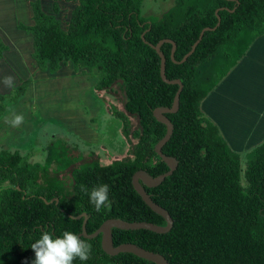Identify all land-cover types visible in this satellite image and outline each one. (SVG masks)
Returning <instances> with one entry per match:
<instances>
[{
	"label": "trees",
	"instance_id": "1",
	"mask_svg": "<svg viewBox=\"0 0 264 264\" xmlns=\"http://www.w3.org/2000/svg\"><path fill=\"white\" fill-rule=\"evenodd\" d=\"M143 2L80 0L65 31L36 0L34 23L19 25L33 36L32 57L41 71L57 73L71 62L76 70L100 77V93L118 90L123 108H113L112 115L121 122L130 150L110 164L93 159L71 170L66 168L68 158L53 145L45 165L27 161L18 151L1 150L0 185L8 187L0 189V264H33L31 246L44 232L53 238L65 232L80 238L84 218L76 217L83 213L88 216V234L109 219L166 225L135 191L132 180L141 170L153 177L169 171L155 151L167 127L154 117V110L171 108L179 86L162 80L161 58L151 47L167 39L177 49L173 62L172 44L161 47L166 75L170 81L181 80L183 91L179 111L167 115L174 132L163 153L179 165L161 185L145 189L169 212L174 225L166 234L114 229V245H137L161 254L169 264H264V142L252 152L244 186L240 155L202 109L205 99L264 36V0H177L161 18L144 17ZM218 18L217 30L206 32L181 64L201 32L216 27ZM8 49L0 36V62ZM27 88L24 82L13 95H0V114ZM62 151L68 156L66 146ZM52 167L55 175H63L61 183L42 185L47 177L41 172ZM105 184L111 204L97 212L82 186L90 192ZM80 239L91 245V253L88 260L76 258L72 264H155L130 253L107 255L101 236Z\"/></svg>",
	"mask_w": 264,
	"mask_h": 264
},
{
	"label": "rangeland",
	"instance_id": "2",
	"mask_svg": "<svg viewBox=\"0 0 264 264\" xmlns=\"http://www.w3.org/2000/svg\"><path fill=\"white\" fill-rule=\"evenodd\" d=\"M32 1L0 0V35L9 48L0 62V95H13L16 87L24 82L28 84L25 95L17 102L9 103L7 109L0 114V151H18L27 161L45 165L48 148L53 145L60 148L61 156L70 161L66 167L69 170L93 159H99L101 164L106 165L125 158L129 154L130 144L123 135L121 122L112 115L113 108H123L122 96L117 89L114 90L115 93H100L97 90L100 77L86 69L76 70L71 62L63 64L57 73L39 69L32 57V34L18 28V24L34 23ZM176 1L144 0L142 15L161 18L175 6ZM79 2L80 0H43L41 5L43 11L55 16L67 31L72 12ZM262 54L264 53L259 55ZM249 66L253 71L250 78L255 81V89L236 83V90L232 92V99H229L222 115L226 117L223 121L228 126L223 127V137L229 138L225 131H236L233 127L242 129L244 126H253L257 119L249 122L248 109L255 107L261 110L264 106V103H260L264 102V69L254 67L251 63ZM239 75L245 77L243 72ZM9 76L13 79L12 87L3 83L4 78ZM221 91L220 98L225 94V85L221 87ZM15 115L24 117L23 123L16 127L10 123ZM261 125L258 130L260 132L254 135L253 145L247 150L236 149L225 138L233 151L240 155L244 186L247 185L245 171L252 159V152L264 142V126ZM237 133V136L244 134ZM62 145L68 149L69 157L62 151ZM55 171L56 168L52 167L41 172L43 177H47L41 181L42 185L61 183L63 175L58 177ZM6 187L8 183L0 185V189Z\"/></svg>",
	"mask_w": 264,
	"mask_h": 264
},
{
	"label": "water",
	"instance_id": "3",
	"mask_svg": "<svg viewBox=\"0 0 264 264\" xmlns=\"http://www.w3.org/2000/svg\"><path fill=\"white\" fill-rule=\"evenodd\" d=\"M219 10L216 11L218 14ZM221 24V19L218 18V24L214 28H205L201 34L197 42L193 45L191 51L183 58V60L180 62L185 63L187 59L193 55L195 50L197 49L198 45L202 41L204 35L206 32L209 31H215ZM165 43H171L173 48L171 52V58L172 61L175 62V52L177 49L176 44L172 40H162L160 41L156 46L151 45L156 52L159 54L161 58V77L162 80L170 85H178L179 89L175 95L173 106L171 108L168 107H160L156 108L154 110V117L162 124H164L167 127V133L164 136V138L156 145L155 151L156 153L160 156V158L168 165L169 171L165 174H162L158 177H153L151 174H149L146 171H138L135 173L133 176V187L135 191L142 197L143 201L157 214L162 216L166 220V225H156L153 223L149 222H127L122 219H109L105 221L101 227L93 234H88L87 232V222H88V216L86 213H83L79 216H77V219L84 218L83 226H82V233L80 235L81 237L87 238V239H93L101 236L102 238V249L103 251L109 255V256H118L122 253H130L133 254L139 258L145 259L147 261L153 262L155 264H169L168 260L162 256L159 253H154L148 250H145L143 248H140L137 245L130 244V243H125L121 244L119 246L114 245V239H113V230L114 229H119V230H147L151 231L157 234H166L170 232L173 228L174 225V220L172 219L171 215L169 212L155 203L152 199V197L148 194L146 191L145 187L147 188H155L159 185H161L166 178L172 176L174 172L178 168V161L174 157H169L166 156L163 153V147L170 141L173 132H174V125L171 122V120L168 118V114H175L179 111L180 109V96L183 91V84L181 80H173L170 81L167 78L166 75V64L167 60L164 55V53L161 51V47ZM55 199L51 200L50 202H53ZM58 202V199H56Z\"/></svg>",
	"mask_w": 264,
	"mask_h": 264
},
{
	"label": "crops",
	"instance_id": "4",
	"mask_svg": "<svg viewBox=\"0 0 264 264\" xmlns=\"http://www.w3.org/2000/svg\"><path fill=\"white\" fill-rule=\"evenodd\" d=\"M41 2L43 0H40ZM34 3V0L31 2V4ZM20 25V24H18ZM1 36V35H0ZM261 40V41H260ZM257 41H259L257 43ZM253 46L250 48L248 51L247 55L245 58L238 64V66L234 69L235 72H231V76L228 75V79H225V82L223 81L216 90H214L203 102L202 104V109L205 113V115L213 121L218 127L220 128L221 132L224 133V125L226 128H228L227 124L223 121L226 119V117L222 116L223 113L225 112V108L228 105L229 99H232V92L236 90V83H242L246 84L247 87H251L255 89V86L253 85L255 81L250 78L252 71V68H250L249 63H251L252 66H260L262 69H264V54L259 55L260 53H264V38H260L257 40ZM251 69V71H250ZM240 72H243L245 74L244 76L239 75ZM255 79H258L255 77ZM225 85L226 86V91L223 97L220 98L219 95H221V87ZM260 103H264L261 101ZM248 114H249V122L252 121L254 118L257 119L256 123L249 127H243L241 129H237L233 126L236 131H225V133L229 134V138H226L228 142L233 144V146L236 149H242V150H247L251 145L254 143V135L260 131H258L263 124L264 126V106H262L261 110L257 108H250L248 109ZM237 132H244L242 136H237Z\"/></svg>",
	"mask_w": 264,
	"mask_h": 264
},
{
	"label": "clouds",
	"instance_id": "5",
	"mask_svg": "<svg viewBox=\"0 0 264 264\" xmlns=\"http://www.w3.org/2000/svg\"><path fill=\"white\" fill-rule=\"evenodd\" d=\"M3 83L12 87V77H5ZM23 120L22 115H15L10 123L16 127L22 124ZM82 190L89 195L90 203L97 212L110 206L108 185H98L90 192L82 186ZM31 249L35 253L33 264H72L76 258L81 261L88 260L91 253V245L71 232H65L62 238H53L48 232H44L41 238L32 244Z\"/></svg>",
	"mask_w": 264,
	"mask_h": 264
}]
</instances>
